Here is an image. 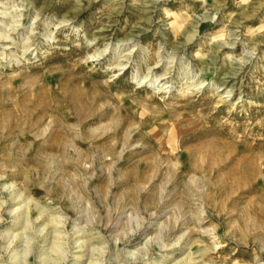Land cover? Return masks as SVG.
<instances>
[{"label":"rangeland","instance_id":"1","mask_svg":"<svg viewBox=\"0 0 264 264\" xmlns=\"http://www.w3.org/2000/svg\"><path fill=\"white\" fill-rule=\"evenodd\" d=\"M0 177V264H264V0H0Z\"/></svg>","mask_w":264,"mask_h":264},{"label":"clouds","instance_id":"2","mask_svg":"<svg viewBox=\"0 0 264 264\" xmlns=\"http://www.w3.org/2000/svg\"><path fill=\"white\" fill-rule=\"evenodd\" d=\"M0 179H3V177H0Z\"/></svg>","mask_w":264,"mask_h":264},{"label":"bare ground","instance_id":"3","mask_svg":"<svg viewBox=\"0 0 264 264\" xmlns=\"http://www.w3.org/2000/svg\"><path fill=\"white\" fill-rule=\"evenodd\" d=\"M49 261V260H48Z\"/></svg>","mask_w":264,"mask_h":264}]
</instances>
